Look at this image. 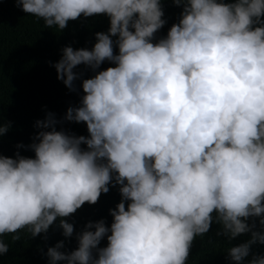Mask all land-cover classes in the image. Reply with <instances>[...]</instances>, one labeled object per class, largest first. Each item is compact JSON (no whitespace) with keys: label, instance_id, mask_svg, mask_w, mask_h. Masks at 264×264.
I'll return each mask as SVG.
<instances>
[{"label":"clouds","instance_id":"9594fccd","mask_svg":"<svg viewBox=\"0 0 264 264\" xmlns=\"http://www.w3.org/2000/svg\"><path fill=\"white\" fill-rule=\"evenodd\" d=\"M14 2L45 28L96 15L109 27L91 49H61L57 79L83 94L16 145L34 157L0 154V257L2 237L20 230L35 238L58 220L72 237L64 218L111 185L121 197L111 224L87 222L68 253L64 241L48 247L49 264H187L213 223L228 241L249 236L228 248L232 264H264L252 252L264 245V0H171L179 18L158 39L162 0ZM105 61L114 66L100 70ZM65 121L88 135L57 130ZM10 128L0 115V138Z\"/></svg>","mask_w":264,"mask_h":264},{"label":"trees","instance_id":"16d2710c","mask_svg":"<svg viewBox=\"0 0 264 264\" xmlns=\"http://www.w3.org/2000/svg\"><path fill=\"white\" fill-rule=\"evenodd\" d=\"M165 25L156 33V38L167 34L169 27L178 21L181 8L162 0ZM109 27L108 17L96 15L81 17L69 21L66 28L59 31L56 27L45 28L42 20L24 13L14 0H0V115L5 123L11 122L9 131L0 138V154L14 157L16 152L25 157H34V153L27 147L17 148V144L25 146L32 142L33 135L38 131L34 123L43 119L47 112L55 114L57 120H62L69 106H77L83 94L79 89L80 81H76L77 92H70L57 79L54 65L61 56V49L71 46L73 49H91L95 43L96 32H106ZM115 40V37H113ZM114 66L105 61L101 65L103 70ZM77 72H82V78H90L93 73L84 65L77 66ZM61 128L77 136H87L86 125L83 123L63 122L57 124ZM109 192L102 193L95 204L85 203L74 214L67 218V222L74 226L73 236L65 238L62 229L58 228L59 221L50 226L46 234L30 238L27 230L6 234L2 237L8 244L9 251L0 257V264H49L45 255L48 247H53L58 241H64L60 249L65 253L77 247L76 233L84 225L103 219L110 225L112 217L109 209H114L120 202L117 187L109 185ZM219 226L213 223L209 233L197 237L192 245L187 264H232L226 258L229 247L239 244L249 238L248 234L238 236L232 241L217 236ZM13 235H19V240H13ZM46 235L47 239H43ZM102 240L100 246H106ZM252 252L264 254V245H253ZM65 264V262H57Z\"/></svg>","mask_w":264,"mask_h":264}]
</instances>
